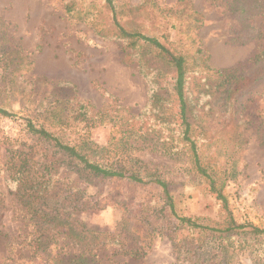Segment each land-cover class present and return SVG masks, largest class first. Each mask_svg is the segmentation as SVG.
<instances>
[{"label":"rangeland","instance_id":"374dc122","mask_svg":"<svg viewBox=\"0 0 264 264\" xmlns=\"http://www.w3.org/2000/svg\"><path fill=\"white\" fill-rule=\"evenodd\" d=\"M65 1L0 0V55L15 47L32 60L28 70L23 68L12 76L8 73L10 69L0 67V106L14 112L13 117L0 114V264H53L52 256L59 250H52L46 261L40 250L34 252V248H29L34 229L21 212L14 186L6 181L4 162L11 151L32 145L44 147L26 130L22 117L47 116L48 121L52 120L47 109L63 96L95 108L105 103L125 105L134 113L141 111L147 101L149 85L139 73L137 63L124 59L119 41L95 34L93 23L103 28L108 21L102 2L80 0L69 14L64 8ZM144 1L114 0L125 14L128 5ZM153 1L164 8L175 9L177 4V0ZM189 1L204 16L203 25L195 31L189 27L188 17L163 15L151 2L140 16L129 19L145 33L157 35L161 41L166 40L189 54L193 51L191 39L195 38L209 56L211 67L218 70L247 61L261 47L259 40L248 39L247 34L239 31L238 16L224 10L222 0ZM85 10L92 12L88 20L78 19ZM253 21L264 28V14ZM1 58L3 65L8 58ZM150 63L160 70L156 78L160 93H167L162 115L173 121L176 111L171 85L173 68L162 60L153 59ZM192 68L188 92L193 105L192 120L204 126L206 133L200 140L203 160L212 166L218 181H224L222 192L235 219L264 229V143L251 124L247 127L241 121L237 124L239 119L243 122L251 119L250 113L264 117V82L235 99L232 92L226 96L225 86H220L215 75L207 77L195 65ZM19 86L24 90L17 89ZM68 122L71 137L85 134L101 145L109 143L117 132L110 123L93 127L75 123L72 118ZM199 131L200 127H195V133ZM136 144L133 155L169 182L179 215L218 219V200L203 179L189 169L186 155L159 152L140 140ZM53 179L59 186L84 190L82 201L86 203L76 216L88 227L122 229L123 218H127V230L144 244L138 255L125 253L120 245L95 247L91 252L95 264H264V235L209 237L197 230H176L177 219L164 203L162 187L155 182L137 184L101 177L86 182L62 166L54 172ZM170 235L176 238L175 242L169 239Z\"/></svg>","mask_w":264,"mask_h":264},{"label":"trees","instance_id":"16d2710c","mask_svg":"<svg viewBox=\"0 0 264 264\" xmlns=\"http://www.w3.org/2000/svg\"><path fill=\"white\" fill-rule=\"evenodd\" d=\"M78 1L80 0H66L65 10L72 14ZM100 1L108 21L103 28H97L93 23L95 34L103 39L119 41L124 59L137 63L139 73L149 85L147 101L141 111L134 113L125 105L105 103L95 108L90 103L74 101L71 97L63 96L56 98L57 104L47 109L52 120L48 121L47 116L43 119L28 115L22 117L26 130L36 141L44 143V147L32 145L27 149L11 151L5 158L4 172L9 186L15 188L14 195L22 206L21 212L30 220L29 225L34 229L29 248H34V252L40 250L46 261L50 259L52 250L56 251L58 248L52 256L53 264H95L91 259V252L93 248L105 244L123 246L125 253L133 255L142 252L144 244L138 242L127 230V218H123L125 224L122 229L109 230L88 227L76 216L80 207L86 203L82 201L84 190L75 187L71 189L72 187L67 188L55 183L53 174L61 166L71 169L86 182L101 177L126 179L137 184L150 181L159 184L165 205L177 219L176 230H197L209 237L245 233L264 235V229L249 221L238 222L235 219L222 192L224 181L219 182L212 166L203 160L200 140L206 133L202 129L204 126L196 125L192 120L193 105L188 92L193 65L199 72L208 74L207 77L215 75L220 86H225L226 96L232 92L236 95L235 99L264 82V28L253 21L264 14V0L221 1L224 10L238 16L239 31L247 34L248 39H257L262 44L247 61L224 70L211 67L209 56L195 42V38L191 39L193 51L189 54L171 46L166 40L161 41L157 35L145 33L129 19L133 15L140 16L146 4L151 2L163 15L188 17L189 27L195 31L203 25L204 16L192 7L189 0H177L175 9L161 7L153 0H145L141 4L128 5L127 15L125 11L122 13L118 9L114 0ZM91 14L92 12L85 10L77 17L88 20ZM0 56L8 58L0 67L3 70L10 69L8 73L11 76L23 71V68L28 70L32 65L30 57L15 47L2 51ZM153 59L159 62L162 60L173 68L171 85L176 105L173 121L162 115L167 93H160L156 82L160 70L151 65ZM251 63L253 67H250ZM12 79L11 77L10 80ZM17 89L24 90L22 86ZM70 102H73V105H69ZM0 114L6 117L14 116L13 111L1 106ZM248 115L252 116L251 119H245L244 122L239 119L237 124L240 125V121L244 127L251 124L257 137L264 143V117L260 116V113ZM70 118L75 123H85L93 127L110 123L115 126L117 132L105 145L93 142L85 134L71 137L67 132V127L71 126L68 122ZM195 127H200L201 131L195 133ZM241 136L239 133L238 137ZM136 140L159 152L186 155L189 169L203 179L208 191L218 200V219L179 215L175 211L169 182L162 179L156 169H150L146 162L133 155L132 151L137 148ZM169 239L172 242L176 240L172 235ZM67 247H72L73 250L67 251Z\"/></svg>","mask_w":264,"mask_h":264}]
</instances>
